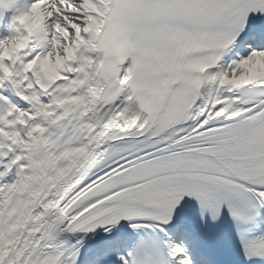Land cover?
I'll return each instance as SVG.
<instances>
[{
    "label": "snow or ice",
    "instance_id": "1",
    "mask_svg": "<svg viewBox=\"0 0 264 264\" xmlns=\"http://www.w3.org/2000/svg\"><path fill=\"white\" fill-rule=\"evenodd\" d=\"M0 264H264V0H0Z\"/></svg>",
    "mask_w": 264,
    "mask_h": 264
}]
</instances>
